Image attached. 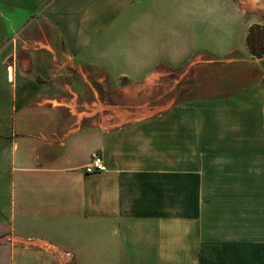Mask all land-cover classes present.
<instances>
[{"label":"crops","instance_id":"obj_1","mask_svg":"<svg viewBox=\"0 0 264 264\" xmlns=\"http://www.w3.org/2000/svg\"><path fill=\"white\" fill-rule=\"evenodd\" d=\"M253 25L264 0H0V264H240L255 216L210 206L240 203L242 156L256 181Z\"/></svg>","mask_w":264,"mask_h":264},{"label":"rangeland","instance_id":"obj_2","mask_svg":"<svg viewBox=\"0 0 264 264\" xmlns=\"http://www.w3.org/2000/svg\"><path fill=\"white\" fill-rule=\"evenodd\" d=\"M108 89L110 88L108 87ZM99 95L102 99H106L105 105L107 106V110L109 113L114 115L116 112L119 115L121 113H125L129 118H143L147 116L158 115L159 113L166 111V109L159 110L154 108L157 103L154 100V96L151 91L129 92L127 94V102L123 103V106H121L119 100L122 96L124 97V95L117 93L114 89L113 91L108 92L107 90L100 87ZM123 97L121 99H123ZM243 126L244 125H242V127ZM256 133L258 137V141L255 145L257 153L255 158H250L251 166L256 167V181L254 182L252 180H247L248 177L243 172V169L244 166L248 168L249 158L242 156L240 203L235 205L219 206V208L216 206L214 209H211L213 206H210V211L217 209L218 211L222 212H234L235 214L239 213L242 216H248V214H250L252 217L255 216V220H252L251 222L243 220L241 221V246H244V242H247L248 244L250 239L251 250L250 252L241 253L240 264H249V261L252 264H264V118H262L261 123H257ZM244 143L245 142L242 140V149L244 147L248 149V145L245 146ZM253 240H255L254 243ZM225 258V261H236L237 254H226Z\"/></svg>","mask_w":264,"mask_h":264},{"label":"trees","instance_id":"obj_3","mask_svg":"<svg viewBox=\"0 0 264 264\" xmlns=\"http://www.w3.org/2000/svg\"><path fill=\"white\" fill-rule=\"evenodd\" d=\"M247 45L254 58L264 57V26H251L247 37Z\"/></svg>","mask_w":264,"mask_h":264},{"label":"built area","instance_id":"obj_4","mask_svg":"<svg viewBox=\"0 0 264 264\" xmlns=\"http://www.w3.org/2000/svg\"><path fill=\"white\" fill-rule=\"evenodd\" d=\"M106 166L101 154L95 152L92 154L89 163L85 167L87 174L105 172Z\"/></svg>","mask_w":264,"mask_h":264}]
</instances>
